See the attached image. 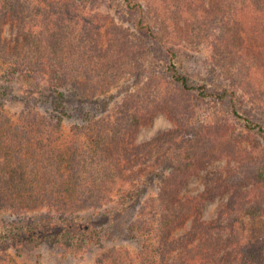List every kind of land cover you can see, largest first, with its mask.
<instances>
[{"label":"rangeland","instance_id":"obj_1","mask_svg":"<svg viewBox=\"0 0 264 264\" xmlns=\"http://www.w3.org/2000/svg\"><path fill=\"white\" fill-rule=\"evenodd\" d=\"M136 1L142 7L0 0L1 40L24 45L25 34L32 44L24 54L34 59L55 49L36 89H63L70 99L58 122L45 96L22 99L21 78L17 96L0 105V129L24 132L15 149H28L43 196L27 213L0 209V264H168L185 248L230 251L248 236L264 243V135L233 114L229 95L184 90L167 68L172 45L193 83L233 90L241 113L264 124V0ZM140 17L157 37L137 25ZM5 66L0 60V73ZM113 134L119 139L105 154H117L119 164L108 159L100 168L98 137ZM74 152L82 173L90 171L83 196L91 200L71 208L53 200L71 197L61 191ZM118 169L124 178H113ZM164 215L174 240L165 258Z\"/></svg>","mask_w":264,"mask_h":264},{"label":"trees","instance_id":"obj_2","mask_svg":"<svg viewBox=\"0 0 264 264\" xmlns=\"http://www.w3.org/2000/svg\"><path fill=\"white\" fill-rule=\"evenodd\" d=\"M125 5L130 8L142 7V4L136 0H123ZM137 25L146 31L150 36L157 37L155 31L149 22L143 17L138 18ZM44 26V25H42ZM25 28V26L23 27ZM49 31L52 29L49 27ZM25 31V30H23ZM22 38L24 39V45L18 43H9L6 40H1L0 36V60L5 62V70L0 73V77L2 81H0V105H3L4 102L8 99L15 98L17 95L15 94V81L17 79L24 80L26 83V91L25 96L22 98L25 102L29 101L34 97V91H37L39 95L45 96L53 109L56 110L52 116L58 118V122L61 121L63 115L68 111V107L66 105L67 101H70L69 98L65 96V91L63 89H57V93L51 92V90L46 86L44 89L49 91H41L36 89L41 81H44V77L47 76V69L49 64V60L51 55L56 54L55 49L50 52V56H45L40 59L37 57L34 59L32 55L24 54L23 48L31 46L32 41L28 36L23 34ZM40 41H35L34 43H38ZM11 52V55L9 56ZM167 52L169 55V63L167 68L171 74L173 80L178 82L182 89L187 91H193L200 96H210L216 99H223L224 97L229 95V99L231 102V108L233 114L240 118L244 125L248 129L256 130V132L264 135V124L261 122H254L247 115L241 113L238 108V104L236 101V93L231 90L227 91L226 89L222 92L218 91H209L204 83H193L190 77L179 70V66L177 64V56L178 53L174 46H167ZM24 64V65H22ZM35 65V68H33ZM5 76V77H4ZM36 81V82H35ZM35 88V89H34ZM53 93V94H51ZM31 97V98H30ZM3 130V131H2ZM23 131L19 126L11 127L8 126V129L2 128L0 129V209H7L10 206H15L21 212L27 213L31 210H35L41 204V200L43 196L37 192V186L40 187L39 181H35L36 175L39 174V171L33 170V166H29L30 159L26 157V152L28 149L20 148L15 149L17 144L23 142L22 136ZM110 135V133H108ZM106 134L107 136H109ZM99 144L95 147V161L98 163L99 167H106L108 159L113 160L111 163L112 166L119 164L118 155L114 152L105 154V145L110 142H115L119 139L117 134H113L109 137V141H102L100 137ZM15 150V151H14ZM105 154V155H104ZM71 159V167L69 173L68 181H64L62 186L64 193H69L71 197H69V201L65 198H57L53 201L61 204H70L69 206H84L86 205L91 197L89 195L83 196V194L87 191V187L89 184L87 181H83L87 179L88 173H82L86 171L85 169H81V167L77 166V161H80L77 157L76 153L70 154ZM118 159V160H117ZM80 166V165H79ZM120 169L117 170V173H114V177L116 179L124 178L122 174H119ZM45 185H43V188ZM16 192H15V189ZM111 188V187H109ZM13 189V190H12ZM95 192V190H94ZM93 192V193H94ZM47 194V193H46ZM79 195V196H78ZM82 195V196H81ZM47 197L51 200L53 198V194H47ZM170 207H174L176 204L174 201H171ZM179 204V203H177ZM72 208V207H71ZM236 213H233L232 216L236 217ZM61 215L63 213L61 212ZM27 215L23 218H20L18 221L21 224H25V219ZM164 219L160 220L159 235L161 236V251L163 258H165L166 253L168 252V245L173 242L168 240L170 236V231L167 230L168 218L167 215L163 216ZM168 222V223H167ZM174 223L178 221H173ZM9 223V222H8ZM14 226L13 224H11ZM187 235L185 237V240ZM257 239H252L248 236L246 238V242L243 245H238L232 248V250H225L223 247L219 245L211 246L208 249L204 247V251L202 253L195 254L194 248H185L179 250V255L177 256V260H173L168 264H264V243L258 244ZM180 246V245H179ZM175 248H178L175 246Z\"/></svg>","mask_w":264,"mask_h":264}]
</instances>
